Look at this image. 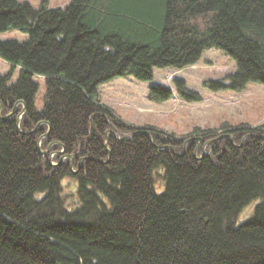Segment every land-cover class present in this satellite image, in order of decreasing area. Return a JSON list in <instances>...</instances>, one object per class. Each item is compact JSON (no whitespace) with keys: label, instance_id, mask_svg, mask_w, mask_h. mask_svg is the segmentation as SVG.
I'll list each match as a JSON object with an SVG mask.
<instances>
[{"label":"trees","instance_id":"16d2710c","mask_svg":"<svg viewBox=\"0 0 264 264\" xmlns=\"http://www.w3.org/2000/svg\"><path fill=\"white\" fill-rule=\"evenodd\" d=\"M209 14L204 26L189 23ZM12 30L28 37L0 39V59L11 67L0 74L1 116L24 102L20 128L32 132L17 129L22 104L0 119V264H264V125L201 132L202 144L215 140L198 159L197 139L184 149V137L133 127L98 91L117 77L150 81L155 68L194 66L213 48L236 70L206 88L264 87V0H72L65 8L44 0L39 9L0 0V34ZM35 77L46 88L41 111ZM173 84L183 101H202L183 78ZM172 98L168 86L149 87L152 102ZM41 122L51 129L40 149L49 129L34 130ZM140 129L156 145L134 135ZM62 155L73 164L60 163ZM155 172L166 183L160 193ZM254 200L253 216L237 227Z\"/></svg>","mask_w":264,"mask_h":264},{"label":"rangeland","instance_id":"374dc122","mask_svg":"<svg viewBox=\"0 0 264 264\" xmlns=\"http://www.w3.org/2000/svg\"><path fill=\"white\" fill-rule=\"evenodd\" d=\"M17 1L28 2L34 9H39L44 0ZM71 1L47 0L51 8H65ZM210 15L190 18L189 23L204 26L210 19ZM27 37L25 33L17 30L0 34L2 41L24 42ZM10 68L8 63L0 59L1 75L7 74ZM19 69H15L11 83L16 82ZM235 70L236 61L223 50L213 48L205 51L201 60L194 66L180 70L170 67L155 68L153 79L150 81H140L132 76L117 77L101 84L98 91L101 103L113 109L120 118L133 127H152L170 136L184 137L186 140L200 136L201 132L206 130L220 131V127L224 123H228L233 128H255L264 125V87L262 85L250 83L240 93L226 90L213 92L204 86L205 81L221 79ZM176 78H183L189 89L201 95L202 101L192 103L183 101L178 96L173 84V80ZM35 80L39 83L35 107L41 111L44 107L43 97L46 88L42 77H35ZM155 84H162L171 88L173 98L164 103L150 101L148 99L149 87ZM154 183L158 193L165 189V179L158 172L154 174ZM63 184L69 192L76 191L74 179L65 178ZM38 197L42 198L43 194H39ZM70 198L68 203L72 200ZM256 203V200L252 201L239 212L236 220L237 227L253 216Z\"/></svg>","mask_w":264,"mask_h":264},{"label":"water","instance_id":"95a60500","mask_svg":"<svg viewBox=\"0 0 264 264\" xmlns=\"http://www.w3.org/2000/svg\"><path fill=\"white\" fill-rule=\"evenodd\" d=\"M18 104H19V102L16 104V106H17ZM20 104L23 105V109H22L21 113H20L19 116H18V117L21 118V116H23V114L25 113V111H26V109H27V106H26V104H25L24 102H21ZM1 110H2V105L0 104V116H1ZM15 110H16V107L14 108V110H13L12 112H10L9 114H7L5 117H0V119H1L2 121H5L7 118L10 117V115H12V114L15 113ZM38 127H39V125L36 127V129H37ZM50 129H51V128H50V125H49L48 132H46L44 135H42V137H41V139H40V141H39V148H40V149H41V140H42L44 137H46V136L48 135ZM23 132H24V131H23ZM139 133H143V134L147 135V137L149 138L150 142H151L153 145H156V143L154 142L153 136L151 135L150 131H148V130H139V131L135 132L134 135L139 134ZM24 134H26V132H24ZM107 136H108V135H107ZM129 138H130L129 136H123V137H120V140L129 139ZM193 138H195V139L198 140V145H197V147H196V152H195V154H196V156H197V151H198V149L200 148V146L202 145V138H201V137H191V138L187 139V140L185 141V143H184V149L186 148V146H187V144L189 143V141H190L191 139H193ZM229 138H230L231 141H233L232 138H231V136H229ZM107 139H108V138H107ZM214 140H215V139L209 140V141H207V142L203 145V147H202V148H203V154H202L201 156H197L198 159H203V158L205 157V155H206V147L208 146L209 143H211V142L214 141ZM54 143L59 144V142H54ZM54 143H52V144H54ZM52 144L49 145L48 148H47L46 150L41 151V153H42L43 155H46V154L48 153L49 149L51 148ZM106 144H107V142H106ZM242 144H243V142H242ZM242 144H240V146H242ZM161 149H162V148H161ZM64 150H65V148H62V150H60V151H58V152H53V153H51V156H50V162H51L52 165H57V164H59V163H55V162H53V160H52V159H53V156H54L55 154H63V153H64ZM184 153H185V150H184V152L181 154V156L184 155ZM66 158H70V159L72 160V164H73V159H74V157H73L72 155H62L61 160H60V163H61L64 159H66ZM81 161H82V160H81ZM71 170H72L74 173H77V171H78V169H77V170L73 169V165H72V167H71Z\"/></svg>","mask_w":264,"mask_h":264},{"label":"bare ground","instance_id":"6f19581e","mask_svg":"<svg viewBox=\"0 0 264 264\" xmlns=\"http://www.w3.org/2000/svg\"><path fill=\"white\" fill-rule=\"evenodd\" d=\"M19 103H21V101H20ZM0 104H1V102H0ZM15 107H16V109H17L18 106H16V104H15ZM15 107H14V108H15ZM14 108H13V110H14ZM22 109H23V108H22ZM13 110H12V111H13ZM12 111H11V112H12ZM20 113H21V111L18 113V116H19ZM18 116H17V125H16V126H17V129H18L22 134H24L25 131L23 132V131L21 130V128H20V123H21L22 116H21V118L18 117ZM4 117H5V116H4ZM7 119H8V118H7ZM43 123H46V122H41V123H39L38 125L40 126V125H42ZM46 124H47L48 127H49V124H48V123H46ZM38 125H37V126H38ZM37 126H36V127H37ZM38 128H39V127H38ZM34 130H36V128H35ZM31 132H32V131H26V134H29V133H31ZM41 137H42V136H41ZM41 137H40V139H41ZM40 139H39V141H40ZM41 141H42V140H41ZM158 148H165V147H164V146H158ZM170 149H173V148L170 147Z\"/></svg>","mask_w":264,"mask_h":264},{"label":"flooded vegetation","instance_id":"af4514ba","mask_svg":"<svg viewBox=\"0 0 264 264\" xmlns=\"http://www.w3.org/2000/svg\"><path fill=\"white\" fill-rule=\"evenodd\" d=\"M19 102H20V101H19ZM17 103H18V102H17ZM17 103H16V104H17ZM19 105H20V103H19L17 106H19ZM21 111H22V110H21ZM26 111H27V110H26ZM26 111H25V113H26ZM25 113H24L23 115H25ZM197 145H198V144H197ZM203 145H204V144H202L200 147H203ZM208 145H209V144H208ZM202 149H203V148H202Z\"/></svg>","mask_w":264,"mask_h":264}]
</instances>
